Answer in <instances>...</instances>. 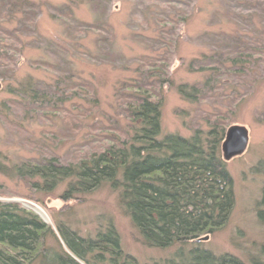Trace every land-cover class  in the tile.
I'll list each match as a JSON object with an SVG mask.
<instances>
[{
    "label": "trees",
    "instance_id": "trees-1",
    "mask_svg": "<svg viewBox=\"0 0 264 264\" xmlns=\"http://www.w3.org/2000/svg\"><path fill=\"white\" fill-rule=\"evenodd\" d=\"M152 1L168 13L157 12L158 34L149 39L151 53L141 55L132 78L116 87V114L109 117V125L90 126L102 129L101 137L95 135L97 147L90 142L69 161L52 156L8 168L0 160V172L34 180L33 186L46 192L66 183L61 194L64 201L108 184L118 190L120 202L145 244L155 248L178 245L180 250L194 244L190 247L196 251L192 258L164 264H242L234 255H217L198 244L225 226L235 204L233 178L223 160L221 144L231 115L247 96L245 87L248 89L249 84L254 88L264 80V0H223L222 18L230 28L205 32L202 40H208V50L186 63L180 61L189 72L203 75L201 82L175 86L185 101L199 105L197 120L205 123V127L197 125L189 137L176 133L162 136L161 93L166 86H173L170 64L180 26L187 21L186 14L172 9L190 0ZM82 3L84 0H71L72 5L61 7L65 9L61 23L71 36L76 32L68 22L76 20L73 10ZM34 7L31 0H0V63L5 66L7 62V74L11 61L6 53L9 44L3 46L5 40L18 42L21 48L17 54L23 55L24 41L37 34L33 19L37 15L29 12L35 11ZM100 19L87 23L86 28L101 34L113 31L105 16ZM220 22L222 19L218 25ZM54 46L53 51L45 48V52L56 56L55 60L34 62L35 70L43 69L48 77L18 82L20 93L29 105L37 104L55 115L76 112L75 117L80 119L84 111L88 114L98 107V98L91 82L81 78L71 62L56 60L65 50ZM11 76L14 80V74ZM212 96L219 103L212 101L211 107L202 111ZM67 102L71 103V112ZM81 102L91 107L83 110ZM87 137H91L89 131L83 136ZM260 204L264 206V195ZM258 218L264 223V210L258 212ZM260 252L263 258L259 255L252 264H264V245ZM36 259L38 264H139L123 250L111 221L94 237H85L63 221L56 222L54 231L20 203L0 201V264H31Z\"/></svg>",
    "mask_w": 264,
    "mask_h": 264
},
{
    "label": "rangeland",
    "instance_id": "rangeland-1",
    "mask_svg": "<svg viewBox=\"0 0 264 264\" xmlns=\"http://www.w3.org/2000/svg\"><path fill=\"white\" fill-rule=\"evenodd\" d=\"M31 2L35 5V11L29 12H35L37 15L33 18L37 34L29 37L28 42L24 41L23 55L17 54L21 48L18 42L13 39L5 40L3 46L9 44L10 48L6 52L11 61L8 74L5 67L7 62L5 66L0 63V160L8 168L14 164L37 162L41 158L52 156L60 157L61 161H69L76 154H81L88 143L92 142L90 145L97 147L95 135L99 133L101 137L103 132L102 129H91L90 126H97V123L99 128L109 125V117L116 114V87L122 80L129 81L132 78L136 61H139L141 55L151 53L149 39L158 34L155 22L157 12L168 13L159 9L161 4L157 7L152 0H84L82 4H74L76 6L73 11L75 19L84 22L85 26L74 19L68 22L74 26L72 32L76 33L73 37L60 20L63 16L61 13H65L62 5H72L71 0ZM147 5L151 7L148 8ZM181 5L183 7L176 5L172 9L175 13L186 14L187 21L180 26L170 64L173 86H166L161 93L162 136L176 133L189 137L197 125L205 127L202 120H197L196 111L199 105L185 101L175 88L180 83L201 82L203 75L199 72H189L180 61L186 63L208 50V40H202L205 32H215L220 27L230 28L226 24V18H222L223 0H190L189 3ZM103 16L113 31L101 34L86 28L87 23L100 21ZM29 18L32 17L29 15ZM221 19L222 22L218 25ZM47 41L65 50L61 54L62 58L56 60L71 62L81 78L90 81L93 86L94 94L98 98V107L92 108L93 112L88 114L84 111L80 119L75 117L76 112H71L70 102L65 106L71 114L55 115L39 108L37 104L29 105L20 93L18 82L26 81L29 77H48L49 74L43 69L36 71L34 64L36 60H55L56 56L45 52V48L51 51L55 49V46ZM76 41L78 43L71 46ZM2 54L3 48H0V55ZM3 71L4 74L1 75ZM247 87V96L231 115L232 122L226 128L227 131L232 125L245 126L249 132L247 148L242 154L225 160L221 144L223 160L233 178L235 204L225 226L198 244L217 255H234L242 264H252V260L259 255L263 258L260 250L264 245V223L258 218V212L264 210V206L260 204L264 195V80H259L254 88H250L249 84ZM212 101L219 103L218 98L212 96L204 110H201L209 109ZM81 103L83 110L91 107L87 103ZM80 108L82 107H78V110ZM124 123L125 120L121 122ZM88 131L91 137L83 138L84 133ZM33 185L34 180L0 172V201L20 203L36 214V208L41 209L47 219L39 213L37 215L54 231L56 222L63 221L85 237H94L99 228L111 221L119 232L123 250L134 256L139 264L181 261L184 258H192L196 252L194 248H190L195 247L194 244H189L185 250H180L178 245L155 248L145 244L139 230L122 206L118 190L108 184L69 201L61 199L66 183L59 185L53 192L38 190ZM49 243L54 242L51 239ZM31 264H38L37 259Z\"/></svg>",
    "mask_w": 264,
    "mask_h": 264
},
{
    "label": "water",
    "instance_id": "water-1",
    "mask_svg": "<svg viewBox=\"0 0 264 264\" xmlns=\"http://www.w3.org/2000/svg\"><path fill=\"white\" fill-rule=\"evenodd\" d=\"M248 142L249 132L245 126H230L227 129L225 138L222 142V152L224 159L230 160L234 156L242 154L247 148Z\"/></svg>",
    "mask_w": 264,
    "mask_h": 264
},
{
    "label": "bare ground",
    "instance_id": "bare-ground-1",
    "mask_svg": "<svg viewBox=\"0 0 264 264\" xmlns=\"http://www.w3.org/2000/svg\"><path fill=\"white\" fill-rule=\"evenodd\" d=\"M36 211L44 218V219H47V216L45 215V213L41 210V209H38L36 208Z\"/></svg>",
    "mask_w": 264,
    "mask_h": 264
}]
</instances>
